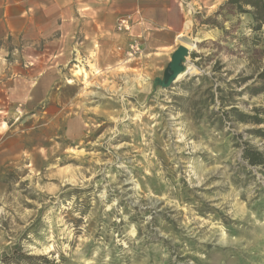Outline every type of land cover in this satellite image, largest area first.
Masks as SVG:
<instances>
[{"label":"rangeland","instance_id":"374dc122","mask_svg":"<svg viewBox=\"0 0 264 264\" xmlns=\"http://www.w3.org/2000/svg\"><path fill=\"white\" fill-rule=\"evenodd\" d=\"M226 1L168 87L106 4L0 39V264H264V24Z\"/></svg>","mask_w":264,"mask_h":264},{"label":"crops","instance_id":"0c3cea01","mask_svg":"<svg viewBox=\"0 0 264 264\" xmlns=\"http://www.w3.org/2000/svg\"><path fill=\"white\" fill-rule=\"evenodd\" d=\"M222 0H0V39L12 34H47L64 19L90 13L96 3L108 5V19L131 14L136 35L154 53L170 60L189 21L188 10L216 5ZM99 9H92L96 11ZM89 15V14H88ZM101 15V21L106 20ZM79 18V17H77ZM103 23V22H102Z\"/></svg>","mask_w":264,"mask_h":264},{"label":"trees","instance_id":"16d2710c","mask_svg":"<svg viewBox=\"0 0 264 264\" xmlns=\"http://www.w3.org/2000/svg\"><path fill=\"white\" fill-rule=\"evenodd\" d=\"M226 4L234 6L240 11L249 12L256 23L257 29L264 24V0H227ZM246 6L250 8H245ZM259 78L264 81V68L259 73ZM244 157L251 165H264V151L247 147L244 152ZM24 257L29 261L33 259H45L49 261L44 255L25 254Z\"/></svg>","mask_w":264,"mask_h":264},{"label":"water","instance_id":"95a60500","mask_svg":"<svg viewBox=\"0 0 264 264\" xmlns=\"http://www.w3.org/2000/svg\"><path fill=\"white\" fill-rule=\"evenodd\" d=\"M189 54V49L185 45H179L177 49L173 52L171 61L165 70V75L163 79H159V83L162 86H171L174 81L178 79L180 73L186 69L184 62Z\"/></svg>","mask_w":264,"mask_h":264},{"label":"built area","instance_id":"2783aa9c","mask_svg":"<svg viewBox=\"0 0 264 264\" xmlns=\"http://www.w3.org/2000/svg\"><path fill=\"white\" fill-rule=\"evenodd\" d=\"M131 26V21L130 17L122 18L120 23H119V28L120 29H129Z\"/></svg>","mask_w":264,"mask_h":264},{"label":"bare ground","instance_id":"6f19581e","mask_svg":"<svg viewBox=\"0 0 264 264\" xmlns=\"http://www.w3.org/2000/svg\"><path fill=\"white\" fill-rule=\"evenodd\" d=\"M189 23H190V20L186 23V26L188 27V25H189ZM183 38V37H182ZM186 41V40H185ZM186 44H188V43H186ZM189 45V44H188ZM191 47H192V44H191ZM190 66H187L186 67V71H188V70H190ZM181 74V73H180ZM179 77V76H178Z\"/></svg>","mask_w":264,"mask_h":264}]
</instances>
